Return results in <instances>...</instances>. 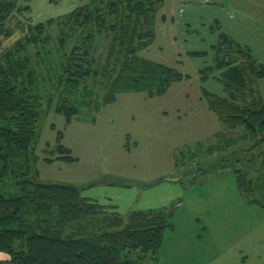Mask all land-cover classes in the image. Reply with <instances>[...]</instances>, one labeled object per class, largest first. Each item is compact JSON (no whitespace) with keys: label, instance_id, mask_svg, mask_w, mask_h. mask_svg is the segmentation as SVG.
<instances>
[{"label":"trees","instance_id":"16d2710c","mask_svg":"<svg viewBox=\"0 0 264 264\" xmlns=\"http://www.w3.org/2000/svg\"><path fill=\"white\" fill-rule=\"evenodd\" d=\"M163 3L86 0L59 20L34 25L17 17L28 7L0 0V252L10 256L0 264H159L172 213L110 214L111 207L75 186L41 182L34 151L52 110L70 123L121 93L161 96L182 80L176 70L139 56L155 39ZM55 24L57 33L49 30ZM17 32L22 37L10 41ZM214 51L227 97L204 91L208 109L229 130H244L241 136L252 142L245 152L257 160L255 151L264 148V101L257 90L264 66L226 34ZM57 151V160H74L60 143ZM236 173L240 192L264 207L254 198L264 199V182Z\"/></svg>","mask_w":264,"mask_h":264},{"label":"rangeland","instance_id":"374dc122","mask_svg":"<svg viewBox=\"0 0 264 264\" xmlns=\"http://www.w3.org/2000/svg\"><path fill=\"white\" fill-rule=\"evenodd\" d=\"M85 3L18 0L29 10L17 17L35 25ZM155 34L139 56L176 70L182 80L161 96L121 93L99 112H84L70 123L50 111L34 151L39 180L75 186L123 218L140 210L172 213L163 250L166 261L167 253L173 256L172 264H206L228 251L217 264H264V207L240 192L236 173L264 182V148L255 151L257 160L250 158L244 130L219 123L204 97V91L227 97L215 67L214 46L222 34L264 66V0H164ZM257 90L264 101V77ZM58 143L74 160L56 159ZM254 198L264 203L261 195ZM240 253L249 259L236 257Z\"/></svg>","mask_w":264,"mask_h":264},{"label":"crops","instance_id":"0c3cea01","mask_svg":"<svg viewBox=\"0 0 264 264\" xmlns=\"http://www.w3.org/2000/svg\"><path fill=\"white\" fill-rule=\"evenodd\" d=\"M219 123H221V122L219 121ZM164 246H165V238H164L162 247L160 249V254H159V259L160 260H159V264H172L174 259H172L173 256H171L169 253H167V258H170V260H169V262H168V259L166 261V253L163 252ZM227 253L229 254L230 251L224 252L221 255L220 254H217L216 257L212 258V260H210L206 264H217L218 262H220V259H222L224 257V255H225V257H229V255ZM164 254H165V258H164ZM236 257H238V258L243 257V258H245L244 261H247L249 259L250 255L249 254H242V253H240V254L236 255ZM8 260H10V256L8 254L4 253V252H0V262H5V261H8ZM182 264H199V263H198V261H194L193 263L192 262H186V263H182Z\"/></svg>","mask_w":264,"mask_h":264},{"label":"water","instance_id":"95a60500","mask_svg":"<svg viewBox=\"0 0 264 264\" xmlns=\"http://www.w3.org/2000/svg\"><path fill=\"white\" fill-rule=\"evenodd\" d=\"M191 168V167H190Z\"/></svg>","mask_w":264,"mask_h":264}]
</instances>
